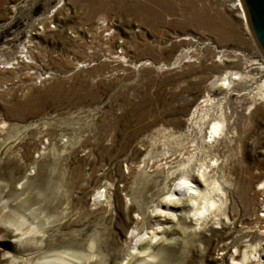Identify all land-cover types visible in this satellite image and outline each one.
<instances>
[{"label":"rangeland","instance_id":"obj_1","mask_svg":"<svg viewBox=\"0 0 264 264\" xmlns=\"http://www.w3.org/2000/svg\"><path fill=\"white\" fill-rule=\"evenodd\" d=\"M165 1L0 0V264H136V250L153 252L146 264H224L264 244V103L252 97L264 59L238 0ZM223 70L240 76L225 92L235 108L225 140L205 146L196 116ZM208 156L216 207L163 218L160 196L179 173L197 184Z\"/></svg>","mask_w":264,"mask_h":264},{"label":"bare ground","instance_id":"obj_2","mask_svg":"<svg viewBox=\"0 0 264 264\" xmlns=\"http://www.w3.org/2000/svg\"><path fill=\"white\" fill-rule=\"evenodd\" d=\"M146 1L147 3H150V5L153 4L157 6L160 10L162 9L164 11H168V8L164 6V4L166 3L165 0ZM239 4L235 2L234 5L237 9V13L240 16V19H242L240 8L241 5L239 6ZM239 78L240 76L237 72L228 70L227 72L223 70L216 75L210 76L208 80L209 89L213 92L217 91L218 89H222L223 92H220V94H218L217 96H205L200 100L201 106L198 109L199 113H197L196 116L197 123L195 126V131L196 135L198 136L197 138L199 142H201L205 146L211 145L216 140H225L227 135L225 131L224 118L227 112H230L232 114L235 108L226 106L225 92L228 91L229 88H231L233 79ZM253 96L255 98L257 97L261 99V101L264 103V78L253 85L252 97ZM234 102L236 103V100H234ZM229 130V134H231L232 128L229 127ZM210 155H212V153H210ZM166 156L167 154H165V156L163 155L162 158ZM167 159L168 158H166V160ZM160 162L163 163V160ZM195 164L196 165L194 166L193 170L190 172L191 178L197 179V181L198 178H200L201 182L198 181L197 184L189 183L190 179L179 173L171 182L169 189L165 190L163 195L160 196L159 203L162 206L161 208L156 209V211L158 214H161L163 218L169 221H174L175 215L180 214L179 212L174 213L172 210L166 209V206L175 207L180 204H185L186 211L183 216L187 217V219H190L191 221H195L197 217L203 216L204 214L209 212L211 208L216 207L218 203L216 195L212 197L211 193L214 191H216L217 193L219 192L218 185L212 177L205 178V172L208 171V169H210L213 165V158L208 156L203 162L200 160ZM260 205L264 211V195L262 196ZM157 213L156 215H158ZM260 215H262V213H260ZM22 219L23 218H19L15 221H22ZM252 220L253 221L251 222L253 223L258 222L257 218H253ZM258 226H261V229H259V231H264V225H262V223H260ZM13 228L17 230V224L14 225ZM149 235L153 237V232H150ZM156 237L159 238V235H157ZM162 240L164 241V239ZM258 250H261L263 252V254L260 252L262 255L261 259H257V257L260 255L258 253ZM133 253L135 254L132 255ZM133 253H129V255L131 254L133 256L132 259L136 261V264H146L145 261L153 255V252H147L146 250H136ZM256 260L259 262V264H264V244H259L257 246L256 243H253L246 248H241L239 251L233 249V251H229L225 254L224 264H253L254 262H256ZM63 261L68 262L67 259L63 260L56 254H51L49 258L40 260L38 264H58L59 262Z\"/></svg>","mask_w":264,"mask_h":264},{"label":"water","instance_id":"obj_3","mask_svg":"<svg viewBox=\"0 0 264 264\" xmlns=\"http://www.w3.org/2000/svg\"><path fill=\"white\" fill-rule=\"evenodd\" d=\"M252 40L264 59V0H238Z\"/></svg>","mask_w":264,"mask_h":264},{"label":"built area","instance_id":"obj_4","mask_svg":"<svg viewBox=\"0 0 264 264\" xmlns=\"http://www.w3.org/2000/svg\"><path fill=\"white\" fill-rule=\"evenodd\" d=\"M257 215L260 216V213H258Z\"/></svg>","mask_w":264,"mask_h":264},{"label":"snow or ice","instance_id":"obj_5","mask_svg":"<svg viewBox=\"0 0 264 264\" xmlns=\"http://www.w3.org/2000/svg\"><path fill=\"white\" fill-rule=\"evenodd\" d=\"M262 187H264V185H262Z\"/></svg>","mask_w":264,"mask_h":264}]
</instances>
